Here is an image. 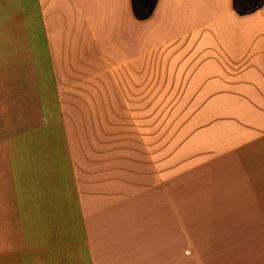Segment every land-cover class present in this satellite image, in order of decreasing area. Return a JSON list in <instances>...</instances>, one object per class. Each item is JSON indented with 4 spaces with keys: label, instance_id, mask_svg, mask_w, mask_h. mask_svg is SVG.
Segmentation results:
<instances>
[{
    "label": "crops",
    "instance_id": "0c3cea01",
    "mask_svg": "<svg viewBox=\"0 0 264 264\" xmlns=\"http://www.w3.org/2000/svg\"><path fill=\"white\" fill-rule=\"evenodd\" d=\"M136 11L0 0V264H264V6Z\"/></svg>",
    "mask_w": 264,
    "mask_h": 264
},
{
    "label": "rangeland",
    "instance_id": "374dc122",
    "mask_svg": "<svg viewBox=\"0 0 264 264\" xmlns=\"http://www.w3.org/2000/svg\"><path fill=\"white\" fill-rule=\"evenodd\" d=\"M258 5H259V7L264 6V0H260L257 3V6ZM135 6H136V9L138 10V11H136L138 18H143L149 12V11H143V10L149 8V6H150V0H147L146 5H145V8H143V9H139L137 7V0H135ZM32 12H33L32 21L34 23V26L38 29V28H40V22H39V18H38V15H37V11H32ZM34 34L36 35L38 33L37 32H34ZM39 38L42 40V37H39ZM140 84L141 83H138V90H137V102L138 103L144 102L145 99H147L149 97V96H146L145 95V93L147 92V90H145V88H139V87H141V85H143V81H142V84L141 85ZM158 98L159 97H157L156 95H154V96H152V101L153 102H156V103L157 102L160 103L161 101L160 100H157ZM132 101H133L132 96H129V95H126V96H123L122 95L121 96V102H122V104H129V102H132Z\"/></svg>",
    "mask_w": 264,
    "mask_h": 264
},
{
    "label": "trees",
    "instance_id": "16d2710c",
    "mask_svg": "<svg viewBox=\"0 0 264 264\" xmlns=\"http://www.w3.org/2000/svg\"><path fill=\"white\" fill-rule=\"evenodd\" d=\"M259 1L260 0H236V4H237L239 9H241L243 11L244 10L248 11V10L255 8ZM146 2H147V0H137V7L139 9L145 8Z\"/></svg>",
    "mask_w": 264,
    "mask_h": 264
}]
</instances>
